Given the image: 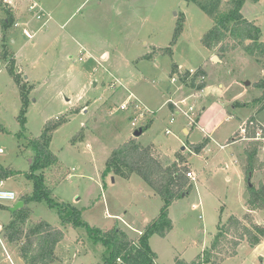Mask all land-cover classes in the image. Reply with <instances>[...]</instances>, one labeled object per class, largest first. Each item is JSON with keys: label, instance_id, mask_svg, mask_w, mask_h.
Here are the masks:
<instances>
[{"label": "rangeland", "instance_id": "rangeland-1", "mask_svg": "<svg viewBox=\"0 0 264 264\" xmlns=\"http://www.w3.org/2000/svg\"><path fill=\"white\" fill-rule=\"evenodd\" d=\"M31 1H15L14 23L7 27L0 2V164L20 172L1 188L15 192L17 202L33 193L26 176L33 158L27 141L39 137L46 125L58 124L50 149L61 166L44 172L53 197L76 206L93 227L117 226L137 238L159 216L163 200L127 169L105 174L112 151L133 138L139 125L131 111L119 107L137 100L149 111L150 123L138 142L155 144L165 165L187 157L185 165L196 175L189 194L170 207L173 229L164 238L153 236L150 246L158 264L194 261L210 246L220 223L247 212L248 139L231 140L249 119L264 125V108L257 102L263 93L256 85L264 78L260 62L242 47L222 59L205 47L203 38L214 21L187 0H33L47 13L42 19L30 13ZM202 1L221 11L231 8V0ZM261 28L264 33V21ZM4 48L18 56L14 68L6 64ZM182 69H202L206 77L200 97L190 100L196 124L174 114L168 104L192 90L190 82L179 80ZM23 86L30 90L25 130ZM197 144L204 148L201 153L192 151ZM260 158L264 161V150ZM261 181L264 171L255 173L252 184L258 187ZM17 202L0 203V264H23L21 244L5 236L12 219L26 231L39 221L63 228L57 211L45 202L30 201L14 216ZM252 216L264 224V211ZM102 250L84 230L68 228L57 246L56 264H101ZM221 264H264V240L256 247L242 243L237 255Z\"/></svg>", "mask_w": 264, "mask_h": 264}, {"label": "trees", "instance_id": "trees-1", "mask_svg": "<svg viewBox=\"0 0 264 264\" xmlns=\"http://www.w3.org/2000/svg\"><path fill=\"white\" fill-rule=\"evenodd\" d=\"M187 1L198 4L214 21L213 28L203 38L205 47L216 52L221 59L242 47L245 54L258 60L264 70L262 29L242 15V9L247 0H231V8L228 11L209 8L202 0ZM2 9L7 13L5 26H13L12 9L4 7ZM181 30L182 24L178 27L175 39ZM3 55V58H8V54L3 53ZM14 65L12 62L11 68H14ZM12 74L14 75L13 71ZM187 74L188 71H185L184 75ZM202 75L204 72L198 69L191 80L192 88L196 86L197 79ZM205 85L202 83L197 87L202 89ZM256 85L263 91L257 102L261 108H264V78ZM29 92L30 90L25 86L22 87L23 113L20 116V122L24 130V114ZM57 127L58 124L46 125L39 137L27 141L28 147L33 152V158L30 173L26 176L33 182L34 190L30 196L21 199L24 202V208L14 212L13 215H19L30 201L45 202L50 209L57 211L63 228L39 221L26 231L17 219H12L5 226V236L9 242L21 244V259L25 264H56L58 244L64 239L67 229L74 228L84 230L87 238L94 245L102 247L101 264H158L157 254L150 246V239L155 235L164 238L171 232L173 224L170 218V207L192 190V179L187 175L190 170L185 165L187 157L180 156L174 163L165 165L156 155L157 149L154 144L143 146L138 144L135 138L127 140L112 151L106 164L105 174L119 173L122 169H127L140 176L163 200L159 216L146 226L142 234L132 238L117 226L107 231L91 226L83 220L82 212L76 206L59 202L53 197V191L48 185L44 172L53 166H61L57 156L50 149L53 132ZM149 127L150 123L140 129L144 133ZM260 130L262 133L258 136ZM242 133L241 131L235 133L231 142L248 139L244 151V170L247 182H252L256 172L264 171V161L260 158L264 150V125L249 119L242 127ZM191 148L195 153H201L204 149L201 144L192 145ZM18 174H20L19 171L0 164V182ZM246 203L245 216L242 219L233 216L226 223H220L204 254L190 263L178 260L177 264H221L226 258L236 256L238 248L244 242L251 247L260 245L264 240V224L255 223L252 214L255 211H264V181H261L258 187L255 185L252 188L248 187ZM19 220L21 224L26 221L25 218Z\"/></svg>", "mask_w": 264, "mask_h": 264}, {"label": "built area", "instance_id": "built-area-1", "mask_svg": "<svg viewBox=\"0 0 264 264\" xmlns=\"http://www.w3.org/2000/svg\"><path fill=\"white\" fill-rule=\"evenodd\" d=\"M16 0H0V2L2 3L3 7L6 9H12V6L14 5ZM30 13H32V15L38 19H42L44 18L47 13L45 11V9L42 7L41 4L37 3L36 1H31L30 6L28 7ZM48 22V20H46L45 24ZM15 26H19L18 24H15ZM25 32L27 33L28 36L32 37L27 30H25ZM2 71V63L0 62V73ZM197 74L196 70H190L188 71L187 75H184L183 72L179 73V80L182 81L183 85H185V83L190 82L192 78ZM205 75L200 76L197 81H196V86L194 88H192L191 92L181 98L180 100H172L170 99L168 101V104L172 105L173 107V111L174 114H182L184 115L186 118L189 119V121L193 124H196V120L194 119L196 117V113H195V107L193 105V103L190 101L192 98H197L200 97V93L199 88L197 87V85L205 83ZM176 79L172 78V82H175ZM119 110L121 111H131L133 114V121L135 124H139L138 127L136 128L137 130L145 127L147 125V113H149V111L147 110V108L143 107V105L141 103H139L137 100L136 101H131V102H127L122 104L119 107ZM174 122V117H172L171 119V123ZM167 134L170 133V130L168 129L166 131ZM262 131L260 130L258 132V136H261ZM188 177H190L192 180L196 179V175L193 171H190L187 173ZM17 195L15 192L10 191V190H5L2 189L0 186V203L1 202H17ZM3 230V225L0 224V233Z\"/></svg>", "mask_w": 264, "mask_h": 264}, {"label": "crops", "instance_id": "crops-1", "mask_svg": "<svg viewBox=\"0 0 264 264\" xmlns=\"http://www.w3.org/2000/svg\"><path fill=\"white\" fill-rule=\"evenodd\" d=\"M248 5H250V9H251V12L247 11V8L249 7ZM242 15L247 19V20H250L252 22H255L257 25H259L260 27L262 26V23L264 21V0H257V1H249L247 0V2L245 3L243 9H242ZM16 23V22H15ZM15 25V24H14ZM19 25V24H18ZM262 29V28H261ZM262 40H264V33L262 31ZM5 49V48H4ZM7 49V48H6ZM5 49V50H6ZM4 50V51H5ZM8 50V49H7ZM3 51V49H2ZM1 51V52H2ZM0 52V53H1ZM5 53V52H4ZM18 56H16V53H13L12 51L10 52L8 50V58L4 60L6 61V64L7 65H10L12 62H14V64L16 63V61L18 60L17 59ZM3 67V65H2ZM2 72V71H1ZM20 72V71H19ZM133 137L130 136L129 138ZM135 138V137H133ZM137 143L140 144L138 142L139 140V137L135 138ZM142 145V144H140ZM155 145V144H154ZM156 146V145H155ZM3 181L0 182V186L2 185ZM20 260L22 261V263L24 264L23 260L20 258Z\"/></svg>", "mask_w": 264, "mask_h": 264}, {"label": "water", "instance_id": "water-1", "mask_svg": "<svg viewBox=\"0 0 264 264\" xmlns=\"http://www.w3.org/2000/svg\"><path fill=\"white\" fill-rule=\"evenodd\" d=\"M218 59V57H216ZM186 71V69H182V72L184 73ZM248 85L250 84L249 82L247 83ZM143 134L142 129H138L134 132L133 137L137 138L140 137ZM249 188L253 187L252 182H249ZM24 207V202L23 201H18L15 206L11 209V211L14 213L16 211H18L19 209H22Z\"/></svg>", "mask_w": 264, "mask_h": 264}]
</instances>
